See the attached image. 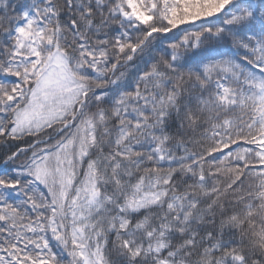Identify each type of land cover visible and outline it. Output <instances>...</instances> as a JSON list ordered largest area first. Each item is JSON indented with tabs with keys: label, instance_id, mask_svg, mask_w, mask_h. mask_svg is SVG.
I'll return each instance as SVG.
<instances>
[{
	"label": "snow or ice",
	"instance_id": "1",
	"mask_svg": "<svg viewBox=\"0 0 264 264\" xmlns=\"http://www.w3.org/2000/svg\"><path fill=\"white\" fill-rule=\"evenodd\" d=\"M0 264H264V0H0Z\"/></svg>",
	"mask_w": 264,
	"mask_h": 264
}]
</instances>
